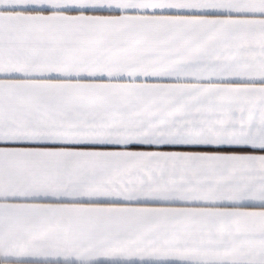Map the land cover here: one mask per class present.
I'll list each match as a JSON object with an SVG mask.
<instances>
[{"label": "snow or ice", "instance_id": "snow-or-ice-1", "mask_svg": "<svg viewBox=\"0 0 264 264\" xmlns=\"http://www.w3.org/2000/svg\"><path fill=\"white\" fill-rule=\"evenodd\" d=\"M0 264H264V0H0Z\"/></svg>", "mask_w": 264, "mask_h": 264}]
</instances>
